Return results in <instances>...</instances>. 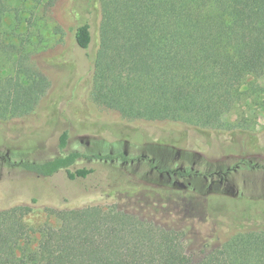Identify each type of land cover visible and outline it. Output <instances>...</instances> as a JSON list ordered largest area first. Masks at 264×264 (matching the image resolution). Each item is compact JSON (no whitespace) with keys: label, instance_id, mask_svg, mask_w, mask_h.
I'll list each match as a JSON object with an SVG mask.
<instances>
[{"label":"rangeland","instance_id":"obj_1","mask_svg":"<svg viewBox=\"0 0 264 264\" xmlns=\"http://www.w3.org/2000/svg\"><path fill=\"white\" fill-rule=\"evenodd\" d=\"M5 6L0 31L10 44L6 47L17 56L25 52L49 85L30 115L0 121V210L26 207L23 222L37 228L54 222L51 208L114 205L182 232L190 264L237 228L264 223V93L245 95L224 117L230 129L223 132L124 120L90 98L99 0H5ZM83 24L91 33L86 50L74 39ZM10 71V64L0 60V73ZM259 85L264 89V80ZM71 152L109 158H80L70 171L91 172L73 180L65 170L41 177L16 166ZM174 170L176 177L169 178L166 172Z\"/></svg>","mask_w":264,"mask_h":264},{"label":"trees","instance_id":"obj_2","mask_svg":"<svg viewBox=\"0 0 264 264\" xmlns=\"http://www.w3.org/2000/svg\"><path fill=\"white\" fill-rule=\"evenodd\" d=\"M98 46L90 60L92 102L127 121H171L223 132L224 117L247 94L264 93V0H99ZM0 0V27L6 12ZM78 48L91 42L89 26L74 34ZM0 31V121L23 118L37 107L48 81L28 55L6 47ZM248 91H245V87ZM67 134L60 137V148ZM108 159L71 152L45 162H18L49 177L77 160ZM54 219L34 228L29 209L0 210V264H190L183 233L140 220L114 205L47 210ZM236 229L196 264H264V223Z\"/></svg>","mask_w":264,"mask_h":264},{"label":"flooded vegetation","instance_id":"obj_3","mask_svg":"<svg viewBox=\"0 0 264 264\" xmlns=\"http://www.w3.org/2000/svg\"><path fill=\"white\" fill-rule=\"evenodd\" d=\"M177 170H174V171H172V172H166V175L169 177V178H175L176 177V175H177ZM160 175H161V173H160Z\"/></svg>","mask_w":264,"mask_h":264}]
</instances>
